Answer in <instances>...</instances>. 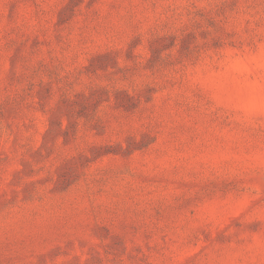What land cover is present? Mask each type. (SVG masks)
Returning a JSON list of instances; mask_svg holds the SVG:
<instances>
[{
  "label": "rangeland",
  "instance_id": "1",
  "mask_svg": "<svg viewBox=\"0 0 264 264\" xmlns=\"http://www.w3.org/2000/svg\"><path fill=\"white\" fill-rule=\"evenodd\" d=\"M0 264H264V0H0Z\"/></svg>",
  "mask_w": 264,
  "mask_h": 264
}]
</instances>
